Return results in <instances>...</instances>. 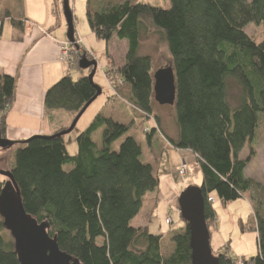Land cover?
<instances>
[{
    "label": "trees",
    "instance_id": "16d2710c",
    "mask_svg": "<svg viewBox=\"0 0 264 264\" xmlns=\"http://www.w3.org/2000/svg\"><path fill=\"white\" fill-rule=\"evenodd\" d=\"M170 1L169 9L125 0L87 11L88 24L98 40L128 41L125 64L116 68L111 63L106 75L111 83L117 78L127 86L120 95L134 106L139 121H156L155 128L143 131L151 148L147 160L141 143L132 136L114 149L130 125L99 113L78 136L76 155L68 152L63 137L36 135L16 142L19 146L10 172L27 215L46 223L60 250L80 264H192L187 227L170 234L174 249L165 256L162 235L133 225L146 195L160 185V158L152 146L156 132L162 134L153 60L140 54L145 35L155 29L168 45L176 77L178 139H171L172 145L191 151L201 166L210 234L217 218L213 194L225 205L248 199L253 212L242 226L257 231L258 254L243 258V264H264V185L246 175L253 153L247 159L240 157L245 145L253 141L264 113V39L256 43L246 32L252 23L264 25V0ZM7 19L17 30H25L23 0H17L12 9L8 3L0 5V39ZM76 33L75 28L78 41ZM71 56L78 67L83 56L94 60L89 52L76 53L74 48ZM232 83L240 90L234 100L230 99ZM17 85V76L0 72V138H6ZM97 92L88 76L74 80L66 74L48 89L44 105L47 111L78 114ZM99 130L100 146L93 141ZM6 182L0 180V196ZM217 257L219 264H238L227 252ZM0 264H19L14 238L0 235Z\"/></svg>",
    "mask_w": 264,
    "mask_h": 264
},
{
    "label": "rangeland",
    "instance_id": "374dc122",
    "mask_svg": "<svg viewBox=\"0 0 264 264\" xmlns=\"http://www.w3.org/2000/svg\"><path fill=\"white\" fill-rule=\"evenodd\" d=\"M16 1L17 0H0V5L3 6L4 3H8V8L12 9L16 7ZM26 1L27 11L30 12V15L36 16V19L38 21L43 22L48 16L51 18V20H53L51 34L56 35L57 39L61 40L63 43L69 44L71 50L72 48H74L76 53H80L83 51V46L82 48H80L76 41V38L74 40V43L68 41V26L64 14V0H43V2L42 0ZM122 1L125 0H69L70 7L72 8L75 18L77 30H91L87 20L88 9H91L93 11H100L101 9L106 8L111 4L120 3ZM130 1H132L133 3L142 2L164 9H169L171 7L170 0ZM39 2L43 5L41 6ZM147 21L148 24H153L151 20ZM152 28L153 27H151V29ZM154 30L150 35H145L141 48V54L149 55L152 57V60L154 61L152 72L155 75V73L160 68L162 69L170 67L172 64V58L168 49V45L164 40L162 34L157 33ZM246 32L253 38L256 43H261L264 39V25H257L252 23L247 26ZM60 36H62V39ZM88 41L89 44L87 45H90L89 55L98 63L94 79L98 83H101L103 85L104 92L103 95L98 99V101L91 105L89 107V110L84 113L75 129L70 134L63 136L67 150L71 155L77 154V138L80 133L83 132L98 115V113L96 115L94 114L96 113L95 110H97L98 108L97 106L101 103L102 100H106V102L113 100V103H117L118 106H123L124 108L126 107L132 117V120L130 122L125 118L121 119L119 118L121 116L120 113L116 111L117 107L111 109L110 118L122 124L130 125V129L127 134L114 144V149L118 150L121 143L126 137H135L143 147V159L144 161H146V158L151 154V148L148 147L146 136L141 129L143 120L139 121V119L136 118V111L134 106L128 103L125 98L121 97L124 102H118L114 100V98H111L112 90L108 87L109 83L107 81L106 73L110 68L111 56L109 55V52H112L113 47L105 41L98 40L95 35ZM71 61L73 62V60ZM71 61L66 64V67L68 69V74H70L74 80H78L80 77H83L81 76L82 73H85L87 76L89 75L88 70L80 69L75 63L72 64ZM114 67L117 68L118 66L115 65ZM114 82L117 83L118 81L115 80ZM230 85V99H237L240 95V90L234 83ZM157 106L161 105L158 103ZM161 107L164 108H160V111H158L161 113L164 111L165 114H168L169 119L173 118V111L176 114L175 104L163 105ZM77 115L78 114H76L75 118L77 117ZM71 125L68 128L61 129L60 132L69 129ZM143 125H148L143 128V131H145L146 129L150 130L151 128H155L154 124L151 123L150 120H145ZM166 136L168 137L166 139L167 141H165L166 146L164 148L160 145L157 146V155L160 158L158 167L160 185L156 192H161V197L159 198H163V201L161 202V204L157 199L150 201L149 194L146 195L142 210L133 223L136 225L138 221L150 218V233L153 235L163 236L162 250L163 254L165 256H168L174 249V244H172L171 242L170 234L172 232L180 231L182 228L186 227V224L182 219L179 199L186 189L191 187H201L203 185V173L195 155L191 151L186 150H180V152L184 155L185 160H187V158L191 156L186 161L187 173L184 175V177H181L178 173V170L174 171L173 165L176 161L175 154L179 152V150L173 147L172 140L169 139L170 135L166 134ZM18 146L19 145H14L13 147L7 149L0 148L1 171H10L11 163L14 158L15 152L18 149ZM252 153L253 156L251 157V161L248 164L246 175L254 181L258 182L260 186H262L264 185V113L260 114L259 127L256 130V135L253 141L245 145L243 151L240 154V157L242 159H247L250 155H252ZM65 168L70 169L71 166H66ZM0 180L2 182H6L8 181V178L0 175ZM175 193L178 194V196H176L177 200L175 202H170L167 214L165 204L168 203L169 198L172 197V195H174ZM212 196L215 199L213 205L217 212V221H215V224L212 223L211 227V248L214 255L218 256L227 252L230 256L237 258L238 261L243 260V258L256 256L258 254L257 231L251 229L243 230L242 226L243 223L245 224L249 220L252 213V207L249 201L242 198L228 205H225L223 201H221L217 197V195L213 194ZM0 222H3L1 216ZM0 235H5L8 239L13 240L11 233L6 228L0 229ZM226 247L228 249H226Z\"/></svg>",
    "mask_w": 264,
    "mask_h": 264
},
{
    "label": "crops",
    "instance_id": "0c3cea01",
    "mask_svg": "<svg viewBox=\"0 0 264 264\" xmlns=\"http://www.w3.org/2000/svg\"><path fill=\"white\" fill-rule=\"evenodd\" d=\"M26 4L27 1L24 0V12L25 17L27 18L25 30L23 32L17 30L12 26L10 20L7 19V22L5 21L4 23L0 39V72L18 77L16 99L12 110L7 116L6 131V138L15 142L25 141L36 135L52 136L53 134L58 133L61 129L68 128L76 116V114L66 111L62 112L61 110L47 111L45 108L44 99L48 89L56 84L62 77L68 74V69L66 67L67 63L63 62L60 59L61 47L66 43L58 40L56 35L51 34L53 20H51L49 16L43 22L38 21L36 19V16L30 15V12L27 11ZM40 5L42 6L43 4L40 3ZM76 32V37L81 41V44L85 51L90 52V45L87 44H89L88 40L94 36V33L91 30H77V28ZM60 37L62 39V36ZM109 45L113 47L112 52H109V55L112 58L110 65L111 63L115 62L116 66L122 67L125 64L126 60V54L129 46L128 41L119 40L117 37H114ZM142 45L143 42L140 47V54ZM81 76L87 75L85 73H82ZM106 77L109 83L108 87L112 90L111 98H114V100L118 102H122L123 100L121 99L120 91L127 90V86L123 84V82L119 81V79H117L116 77H114L116 78L114 79V81L117 80V83H111L107 75ZM95 83L101 87L103 95V85L101 83H98L96 80ZM100 97H98L94 101V103H96ZM97 107V110H95L96 113H94L95 115L97 113H101L105 117H110L111 109L117 107L116 111L121 115L119 118H125L129 120V122L132 120L129 110H127L126 107L125 109L123 106H118L117 103H113V100H110L108 102H106V100H102ZM160 108L162 109L164 107L157 106L156 112H158L157 115L161 120L159 127L162 134L156 132V134L152 138V146L157 147L158 145H160L165 147L166 143L164 138H168L166 134L170 135V140H177L178 128L176 124L175 112H172L173 118L169 119L168 114H165L164 111L162 113L159 112ZM88 110L89 108L87 109V111ZM149 120L155 125L156 121L154 119ZM143 123L141 124L142 132L143 128L148 126H144ZM101 138L102 130L97 131L93 135V141L98 146L101 145ZM175 155L176 161L173 165V170L177 171L181 164H183L184 162L186 163V161L191 156L187 158V160H185V157L180 152V150ZM160 193L161 192L150 193L149 200L152 201L154 199H157L161 204L163 198H159L161 197ZM176 196H178L177 193L172 195V197L169 198L168 203L165 204L167 214L169 209L168 206L170 202H175L177 200ZM246 200L249 201L248 199ZM133 225L139 228L147 227L149 232L151 230L150 218L138 221L136 225Z\"/></svg>",
    "mask_w": 264,
    "mask_h": 264
},
{
    "label": "water",
    "instance_id": "95a60500",
    "mask_svg": "<svg viewBox=\"0 0 264 264\" xmlns=\"http://www.w3.org/2000/svg\"><path fill=\"white\" fill-rule=\"evenodd\" d=\"M64 14L67 20V38L74 43L75 27L73 11L69 0H64ZM82 70H91L88 77L94 84L98 63L83 56L79 61ZM155 100L161 106L174 105L177 98L175 72L172 67L158 70L155 75ZM97 87V95L78 113L69 129L58 132L52 136L63 137L70 134L77 126L79 120L102 95V89ZM27 141V140H25ZM15 141L0 138V148H11ZM0 175L8 178L0 196V216L3 226L11 233L15 241L16 254L19 264H80L78 259L62 252L55 239L47 232L46 223L39 224L30 218L24 210L20 189L13 174L0 170ZM182 219L190 232L191 263L192 264H219V257L215 256L211 248V234L205 218V198L201 187L186 189L180 199Z\"/></svg>",
    "mask_w": 264,
    "mask_h": 264
},
{
    "label": "built area",
    "instance_id": "2783aa9c",
    "mask_svg": "<svg viewBox=\"0 0 264 264\" xmlns=\"http://www.w3.org/2000/svg\"><path fill=\"white\" fill-rule=\"evenodd\" d=\"M78 45L80 46V48H82V44L81 41L78 39L77 41ZM85 49L83 48V51ZM60 59L65 62V63H69L72 60V56H71V48L69 44H65L64 46L61 47L60 50ZM149 129H146L145 131H148ZM178 173L181 177H184V175L187 173V164L184 162L183 164H181V166L178 168ZM208 201L210 203L213 202V198H209ZM238 264H243V260H239Z\"/></svg>",
    "mask_w": 264,
    "mask_h": 264
}]
</instances>
